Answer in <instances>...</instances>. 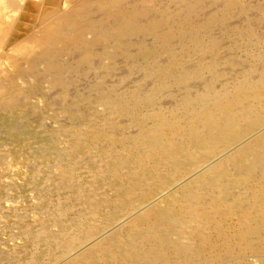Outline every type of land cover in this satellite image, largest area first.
<instances>
[{"label":"rangeland","instance_id":"374dc122","mask_svg":"<svg viewBox=\"0 0 264 264\" xmlns=\"http://www.w3.org/2000/svg\"><path fill=\"white\" fill-rule=\"evenodd\" d=\"M237 1L241 8L232 14L227 22H219L206 29L205 32L210 38L208 41L206 40L207 45L201 47L197 44L195 47L192 44L191 46L192 49L198 50L196 59L193 62L192 60L187 62L188 68L192 69L194 65L199 66L203 74L194 75L186 81L179 80L167 87H161L158 72H154V70H158V66L154 67L155 69L152 71H148L150 66H147L158 56L164 63L173 57L170 52L159 50L161 36H155V34L125 36L126 41L133 45L131 46L133 53L138 52V45L144 46L145 49L147 48L146 50L149 49L148 54L156 53L143 59L142 65L119 47L124 37L121 38L122 40L116 38L110 42L105 40L101 30L119 28L121 16L132 12L138 13L141 10L148 13L154 11L159 17L171 18L172 13L177 10V3H182V0H149V2L148 0H120L121 6L117 4L119 1L116 0H110V2L108 0H0V112L5 114L6 111L7 115L11 117L10 125H8L9 130H0V264H94V261L86 260L85 255H89L96 246L102 243L116 245L126 236V233L133 234L143 226L146 227L141 229L150 233L145 231L148 238L149 235L150 238L153 236L155 245H160L158 256L155 257L157 264H179L180 255L183 256L184 253L178 250L184 247V239L178 235L176 229L189 222L182 217L183 213L181 214L177 208L175 210L173 205L175 199L179 198V193L188 192L186 195L190 196L193 192L190 190L193 183L197 185V182L201 187L203 183L198 181L200 177L203 180L204 177L212 176L215 166L219 163L224 161L233 166L232 162H234L236 153L249 149L250 146L256 147V142L260 137L264 142V106L261 103V101L264 102V0ZM115 3L116 5H114ZM230 3L231 0L227 2V4ZM118 6L122 8L120 9ZM218 7L207 4L199 13L202 15L205 12L215 13L219 11ZM73 10H76L77 14L79 13L77 16L79 20H77L82 23L81 29L84 28L82 32L85 37L81 42L69 39V46L67 44L64 51L53 53L51 57L45 56L44 48L48 47L50 42L56 38L57 30L67 24V14ZM202 15L198 17L199 21H202L205 16ZM151 18L145 16V21L147 22ZM201 24L203 28H206L203 23ZM77 26L74 25L68 30L71 37L81 34V29ZM236 30H239L238 33H235ZM214 45L216 48L212 49ZM173 46L176 53L182 54L184 45L181 40L176 38ZM106 51H108V55H106ZM37 53L39 54L37 55ZM139 60L141 61V59ZM187 63L185 64L187 65ZM259 82L263 83H261L262 86ZM40 85L42 88H39ZM242 86L250 90L251 94L248 92L243 103L248 104L247 107L251 109V112L241 117L240 124H238L241 127V132L235 134L237 137L241 133L240 136L228 145L225 135L216 132L214 138L212 137L209 144L206 145L207 153L210 156L201 161L194 159L193 162H190L188 173H183L181 170L183 166H181L174 174L176 176L173 175L171 180H165L156 171L155 175L154 171L132 175L129 170H118L121 163L118 161L115 164L118 171L116 175L110 176L111 187L108 188L99 177H96L97 175L90 173L94 163L88 156L81 157L82 160L78 159L79 164L73 162L69 164L71 160L69 156H73L75 152L71 150L73 149L72 137L69 133L80 132L82 137L90 138L93 129L95 131L99 129L101 132L96 133V139L99 141L106 139L107 142L110 139L108 143L115 144L116 141L113 139L116 138L119 146H114L115 152L122 154L125 152L123 147L127 144L126 142L131 141L136 143L133 144L134 147L139 146L138 139L144 141L142 135L157 134V130L162 131L161 128L163 130L167 128V132L171 136L175 131L173 129L174 118L180 117L182 110L185 111L184 100H196L208 95L207 100L217 103L222 96L229 97L232 93L236 94L237 90H242L244 88ZM211 94L212 96H209ZM255 94L260 95L256 104ZM132 96L139 99L146 98L144 100L147 102L146 106L139 102L135 103L134 109H131L142 111V113L147 112L144 113V116L148 119V126L144 129L141 124H137L133 115L126 111L127 102H130L128 100ZM228 103L227 106H231L228 108L229 111L232 112L237 108L234 100L231 104ZM253 103L255 105L251 108L249 105ZM8 104L10 105L7 106ZM12 105H15V111L11 108ZM114 111L121 113L117 114ZM159 120L167 121V124ZM101 122L103 123L100 124ZM63 129H66V132ZM53 137L58 138L54 139ZM67 139L70 140L67 141ZM50 143L56 144V147L54 145L53 147L60 149L59 152L67 153L62 156H68L62 158L55 155L56 159H59L56 162L54 157L49 158L46 147ZM156 143L153 142L151 146H156ZM22 144H26L25 153L16 150ZM210 150L211 152H209ZM14 154L17 156L14 157ZM96 158L98 161L104 160L101 155ZM246 165H248L247 160L244 161V166ZM41 166L47 168L46 177L42 176L45 174L37 176L38 180L35 182L24 179L25 175L33 173L36 168L45 170ZM73 167H79L84 171L80 186L78 183L75 185L79 187L80 191L93 190L95 194L93 201L100 202L98 205L104 203L106 211L97 215L95 232L89 237L90 239L87 232H83L81 235L77 233L65 251L56 253L59 254V257L53 258L56 254H54L55 250H51L50 244L54 239L47 237L48 233H56L55 231L62 229L69 219L78 216L82 211V214L86 215L90 207L91 199L84 193L78 201L70 200L67 207L60 209L59 213L61 214L58 218H56L58 215L53 211L48 212V208H45L46 206L43 204V198L50 195L48 189L50 190L58 183V187L65 189L63 183L67 175H63L62 169H66V173L70 174ZM179 173H183V175L177 177ZM42 177L47 179V184L50 182L47 190L40 189ZM66 191L71 193L72 189L68 188ZM65 195L69 196L67 193ZM68 198L70 199V197ZM8 209L9 212H7ZM47 217L50 219L49 221H47ZM232 217L239 219L233 218L231 220L233 224L230 222L237 227L236 231L234 229L232 232L234 237L231 235L230 239L227 237L229 239L228 249H223L221 246L217 248L220 256L223 257L211 261L210 264H264V225L260 222L262 220L259 213L251 215L248 219L237 214ZM170 219L175 222L170 224ZM167 220L169 221L167 222ZM240 220L241 222H239ZM179 222L185 225H180ZM244 228H246L245 231ZM49 246L50 251H48ZM162 246L164 247L162 248ZM140 248L144 254L147 252L145 251L147 250L146 243H142ZM240 251L243 254H238ZM182 263L205 264L194 253Z\"/></svg>","mask_w":264,"mask_h":264},{"label":"bare ground","instance_id":"6f19581e","mask_svg":"<svg viewBox=\"0 0 264 264\" xmlns=\"http://www.w3.org/2000/svg\"><path fill=\"white\" fill-rule=\"evenodd\" d=\"M108 1L110 2V0H108ZM116 1H119L117 4H119L121 6L120 0H116ZM168 1H170V0H168ZM228 1L229 0H182V3H180V4L177 3V7H176L177 10H175L174 13H172L171 18H168V19L165 17H159V15L155 14L154 11H149L150 13H148V12H144V10L143 11L141 10L138 13H135V12L128 13V14L124 15L123 17L121 16L122 18L120 17V19H121L120 23L121 24H120L119 28H111V29L110 28H104L101 30V34L103 33V35L105 36V40L110 41V42L116 38L121 39L122 37H124L123 38L124 40H123V42L121 41V44L119 45V47H121V49H123L125 52H127L128 55H131L130 57L133 60H137L140 63L143 61V59L150 57L153 53L148 54V52H150V51H148L149 49L146 50L147 48L145 49L144 46H142V45H138L139 46L138 52L133 53L131 50V46H133V45L130 42L126 41L127 40L126 37L128 35H132V34H135V35L136 34H143V35H147V34L154 35L155 34V36L156 35L161 36L160 37L161 43L158 46L160 48L159 50H162L163 52H170L173 57H171L170 61L164 63V62H161L162 59L160 60V57L158 56V57L154 58V60L152 62L150 61L151 63L147 66H150L148 68V71H152L153 69H155L154 67L158 66V68H157L158 70H154V72H158V77L160 80L159 83L161 84L160 86L161 87H165V86L167 87L169 84L173 85L174 83L178 82L179 80L186 81V80H189L194 75L198 76L199 74L202 73L201 72L202 70L199 68V66L194 65V68H192V69L188 68L187 62L191 61V60L193 62L194 59H196V56H197L196 53L198 50V49L197 50L192 49L191 46H192V44H194L195 47L197 44H199V46L201 45V47H204L205 45H207L206 40L208 41V39H210V38H208L207 33L205 32L206 29L216 25L219 22H221V23L227 22V20L229 19V17L232 14H234L236 11H239V9L241 8L239 1L231 0V3L227 4ZM148 2H149V0H148ZM153 2H155V1H153ZM207 4H209L210 6H214V5L219 6L218 7L219 11H217L215 13L214 12H211V13L205 12V14H204L205 16L202 15L201 13H199L201 11V9L203 7H205ZM114 5H116V3ZM120 6H118V8ZM143 6H146V5H143ZM121 8L122 7H120V9ZM163 10H165V9H163ZM78 14L76 13V10L68 12L67 24L63 25L62 28L57 30V34L55 36L56 38H54V40H52V42H50L48 47L44 48L45 56L51 57L53 53L64 51L66 49L67 44L69 46V42H68L69 39H73V41H78V42H81L83 40V38L85 37L84 33L82 32V31H84V28L81 29L82 23H81V21H78L79 20V18H77V16H79ZM201 15L204 16V18L202 19V21H199L198 17ZM145 16H147L148 18L149 17H152V18L146 22L145 20L147 18L145 19ZM233 19H234V17H233ZM201 23H203L206 26V28H203ZM142 24H144V25H142ZM74 25H76V26L81 25V26H77V27H80V29H81L80 30L81 34L79 33L80 35L77 37H73V36L71 37L69 35V32H68V30L71 27H74ZM102 26H104V25H102ZM238 31L239 30H236L235 33H238ZM176 38L181 40V42L184 45L183 46L184 49L182 50L183 51L182 54L176 53V49L174 50L173 43L176 40ZM212 47H213L212 49H214V48H216V45H214ZM24 49H26V48H24ZM154 51H155V49H154ZM38 54L39 53H37V55ZM155 54H153V55H155ZM106 55H108V51H106ZM139 59H141V61ZM37 63H40V62H37ZM185 63H187V65ZM141 64L143 65V63H141ZM155 75H157V74H155ZM126 84H127V82H126ZM262 84H261V86H262ZM256 85H258V84L256 83ZM36 86H38V85H36ZM242 87H244V86H242ZM32 88H34V87H32ZM39 88H42V86L40 85ZM147 88H148V86H147ZM37 89H38V87H37ZM249 91L250 90H247V87H244L242 90H237L236 94H234V93L230 94L229 97L228 96H225V97L222 96L220 100L218 98L219 102H217V103L207 100L208 95H204L203 97H200L196 100L195 99L194 100L193 99L184 100L185 102L187 101L186 103L185 102L183 103L185 105L183 107L185 111L182 110L180 117L174 118V121H173L174 128L173 129L175 131L173 132V134L171 136H170V134H168L166 127H165L166 130H163V128H161L162 131L157 130V134L155 133L152 135H142V137L144 138L143 139L144 141H140V139H138L139 146L136 145L134 147L133 146L134 142H131V141L126 142L127 144L125 145V147H123L125 152H122V154H118V152H115L114 146L118 145L116 138L113 139L114 141H116L115 144H113V143L109 144L108 142L110 141V139H108L109 140L108 142L106 141V139H102L100 141L96 139V133L101 132L99 129L97 131H95L93 129V132L91 133L92 137L89 135L90 138L89 137L85 138L84 136L82 137V134H80V132L79 133L73 132V134L69 133V134H71V137H72L71 141H72L73 149H71V150L75 151L73 153V156L71 155L72 157L69 156L71 158V160L69 161V164L71 162H73L74 164H79L78 159L82 160L81 157H84V156L87 157L88 156L92 160V163H94V164H92L93 169H91L90 173H92V175L94 174L95 176L97 175L96 177H99L101 179V181L105 184V186H108V188L111 187L110 176L116 175L118 170H125V171L129 170V171H131L132 175H135L137 173L147 172V171H149V172L154 171V175H155V171H156L157 173H160L159 174L160 177L164 178L165 180L166 179L171 180L172 176L177 173V170H179L181 168V166H183L181 170L183 171V173H185V172L189 171V167H190L189 163L193 162L194 159H198V161H201V160L208 158L210 156V154L207 153V150H206L207 146L206 145L209 144V142L211 141L212 137L215 135L216 132L222 133L223 135H225L226 141H227L226 143L228 145L233 143V141L237 140V138L240 136L241 133L237 137L235 136V134L241 132V129H240L241 127H240V125H238V124H240L241 117L246 116L248 113L250 114V112H251V109L250 108L248 109V107H247L248 104L245 105L243 103L244 102L243 99H245V97L247 96ZM212 94H213V92H212ZM212 94L209 96H212ZM201 95H199V96H201ZM214 96H215V94H214ZM233 96H236V98H233ZM149 97H150V95H149ZM191 98H192V96H191ZM212 98H215V97H212ZM145 99L146 98L143 99L141 97L139 99L138 97L136 98V97L132 96L131 99L128 100L130 102H127V108H126V111L128 112V114L131 113L133 115L134 119L137 121V124H141V127H143V129L146 128V126H148L147 125L148 119L144 116V113L146 111H144V113H142V111L138 112V111H134L131 109H134L133 107H134L135 103H139V102L141 105L146 106L147 102L146 101L144 102ZM251 99H252V97H251ZM258 99H260V95L255 94V104L258 101ZM233 100L236 102L235 105L237 106V108H235V110L232 111L233 112L232 113L231 111L228 110V108L231 106L230 105L227 106V103L230 102V104H231ZM252 100H254V99H252ZM220 103L222 104L221 106L219 105ZM261 103L264 106V102L261 101ZM125 104H126V102H125ZM255 104L253 103L249 106L251 108H253ZM9 105L10 104H8L7 106H9ZM15 105H17V104H15ZM15 105H12L11 108L14 109ZM0 107H1V105H0ZM122 109H124V108H122ZM145 110H146V108H145ZM14 111H15V109H14ZM148 111H149V108H148ZM178 111H180V110H178ZM122 112H123V110H122ZM118 113L119 112H117V114ZM5 114H2L0 112V130L3 129L6 131L9 128L8 125H10V120H11L10 118L11 117H10V115H7L8 113H6V111H5ZM10 114L12 115V113H10ZM124 114L126 115V112ZM13 116L16 117L17 115H13ZM163 116H166V115H163ZM160 122L167 124V121H160ZM102 123L103 122H101L100 124H102ZM88 124H87V126H88ZM149 124L151 125V123H149ZM89 125H91V124H89ZM160 125H164V124H160ZM133 127H134V125H133ZM156 127H158V126L156 125ZM100 128H102V126ZM63 130H64V132H66L65 131L66 129H63ZM122 130H124V129H122ZM131 131H133V130H131ZM56 133H59V132H56ZM57 135H59V134H57ZM42 136H43V133H42ZM55 136H56V134H55ZM97 136H99V135H97ZM63 137H64V135H63ZM57 138H54V139H57ZM41 139H42V137H41ZM260 139H259L260 142H259V140H258V142H256V144H257L256 147L250 146L249 149L241 150V152L236 153V155L234 156V162H232V163H234L235 166L234 165L233 166L228 165L224 161L219 163L217 166H215V171L212 174V176H208L207 178L204 177V179H203L204 181L201 179V177H200V179L197 177V180L199 179L198 181H202V183H203L202 185H204V183H205L204 186L201 185V187H200L197 182H196L197 185H194L195 183H193V185L190 187V190L193 191V192H191L190 196L186 195L188 192L183 193V191H182L181 193H179L180 194L179 198L175 199V201L173 203V205L175 206V210L177 208V210L180 211L181 214L183 213L182 217L186 218L187 219L186 221H189L186 223V225L183 223L185 226H181V227L177 226L178 228L176 229L177 230L176 232L179 233V234L178 233L177 234L180 237H182V239H184L183 240L184 247L178 250V251H182L184 253L183 256L180 255L181 261L179 262V264H183L182 262L185 261L187 258L189 259V256L193 253L196 254L198 256V259H201L205 264H208V263L210 264L211 261H215V260L223 257V256H220V253H219L217 248H219L221 246L223 249H228V247H229L228 244H229V239H230L229 237H230V235L233 236L232 232L235 228H237V227H235L236 225L233 226L232 225L233 223L231 222V220H233V218L234 219L236 218V217H232V216H234V214L240 215L242 218L248 219L251 217V215L259 213L261 220H262L260 222H262V224L264 225V142H263L261 137H260ZM49 140L51 141L50 137H49ZM69 140L67 139V141H69ZM131 140H133V139H131ZM46 141H48V138ZM46 141H44L45 145H46V143H45ZM52 141H53V139H52ZM153 142H155V143L157 142L156 143L157 145L154 147L151 146V144ZM254 142H255V140H254ZM53 145L50 143L48 145V147H46V148L48 149L49 158L54 157L55 162H56V160L57 161L59 160V159H56L57 156H59V157L61 156L62 158H64L63 156H65L67 153L66 152H65L66 154L63 153L64 151L63 152L61 151L62 153L59 152L60 149L58 150L57 148H54V147H56L55 146L56 144L54 145V147H53ZM121 146H122V144H121ZM3 147H5V146H3ZM18 148L20 150L19 149H16V150L22 151L24 153L26 152V149H27L26 144H22V145L18 146ZM225 148H226V146H225ZM215 149H216V147H215ZM215 149H214V151H215ZM14 151H15V149H14ZM209 152H211V150ZM19 154H20V152H19ZM62 154H65V155L62 156ZM55 155H57V156H55ZM100 155L104 158V160L98 161V159L96 157H100ZM251 155H253V156L251 157ZM16 156L17 155L14 154V157H16ZM67 156H65V157H67ZM47 160H49V159H47ZM147 160H149V162H147ZM246 160H247L248 165L244 166V161H246ZM118 161H121V163H120V168L117 170V168L115 167V164L118 163ZM55 162H54V164H55ZM64 163H66V162H64ZM3 164H5V163H3ZM58 164H59V162H58ZM11 166H10V168H11ZM41 167H43V166H41ZM43 168H45V167H43ZM62 171H63L64 176L67 175L65 178V182L63 183L65 185V189L62 187L61 188L58 187L59 183L57 185L53 184L54 187H51L50 190L48 189V193L50 195L43 198V204L46 206L45 208H48V212L53 211V213H56L58 215L56 218L60 217L59 216L61 214V213H59V211H61L60 209H62L63 207H67V205H69L68 203H70L69 202L70 200L78 201L81 198L82 193H84L85 195L87 194V196L91 200L89 203L90 207H89V210L87 211L86 215L82 214V212H83L82 211L78 216L69 219L67 224L65 223L64 226H62V229L55 231L56 233H52V234L48 233L47 237H51L50 239H54L52 244H50L51 250L52 249L55 250L54 254L64 252L65 249L68 247L70 241H72L75 238L77 233H79L81 235V233L87 232L88 238L91 235H93V233L95 232V228H96L95 222H96L97 215H99V214L101 215L102 212L106 211V206H104V203H101V205H98V203L100 204V202L93 201L94 197H95L93 190L87 189L85 191H80L79 187H77V185H75L78 183V185L80 186L84 171L80 170L79 167H73L70 174H69V172L66 173V169H62ZM68 171H69V169H68ZM199 171L201 172V170H199ZM1 172H3V171H1ZM47 173H48L47 168H45V170L42 168H40V169L36 168L33 171V173H30L29 175H25L24 179L26 181H34L35 182V180H38V178L36 179L37 176H41L42 174H45L42 176L46 177ZM183 173L177 174V177H181L183 175ZM60 175H62V174H60ZM195 175H197V174L195 173ZM174 176H176V175H174ZM176 180H177V178H176ZM46 181H47L46 178H43L41 180L40 189H42V190L46 189L47 190V187H49L48 184L50 182H48V184H47ZM131 181H133V180H131ZM147 183H148V180H147ZM170 184H171V182H170ZM150 185H152V184H150ZM166 186H168L167 183H166ZM68 188L72 189V191H71L72 194L69 191H66V189H68ZM17 190L19 191V189H17ZM63 193H64V195H63ZM65 193H67L69 195L68 197H70V199L68 197H66ZM65 201H67L66 204H64ZM36 202H37V200H36ZM138 202H136V203L138 204ZM7 212H9V209ZM52 215H54V214H52ZM102 215H104V214H102ZM169 218H170V216H169ZM47 219H48V217H47ZM172 219H174V218H172ZM176 219L178 221L179 218L177 217ZM236 219H238V218H236ZM49 220L50 219H48L47 221H49ZM241 220H243V219H241ZM241 220L239 222H241ZM168 221L169 220H167V222ZM165 222H166V220H165ZM171 222L172 221L170 219V224H171ZM173 222H175V221H173ZM173 222H172V224H173ZM179 224H180V222H179ZM183 224H180V225H183ZM247 225H248V223H247ZM241 226H242V224H241ZM143 227H146V226H143ZM143 227H141V228H143ZM172 227L174 229L173 225H172ZM141 228L137 229V231L133 234L132 233H129V234L126 233V236L124 238L122 237L123 239L121 241H119L116 245H113V243L108 244V245L107 244L105 245L104 243L99 244L98 246H96L92 250L91 253H89V255H85L86 260L94 261V264H157L155 257L158 256L157 254L159 253L158 251H159L160 245L157 244L158 246H156L155 242L153 240V236H152V238H150L151 236L149 235V238H148V235H147L148 231L144 230V229L142 230ZM245 229L246 228H244V231H245ZM263 230H264V228H263ZM145 231H147V233H145ZM235 231H236V229H235ZM262 231H260V232H262ZM148 234H150V233H148ZM50 235H52V236H50ZM223 237H224V239H223ZM182 239H181V242H182ZM233 240H235V239L233 238ZM158 241H159V239H158ZM242 241H243V239H242ZM142 243L143 244L146 243L147 250H145V251H147V252H145V254L142 252V250L140 248V245ZM236 244H238V243H236ZM185 245H186V247H185ZM50 246H49L48 251H50ZM169 246H171V245H169ZM143 247H142V249H143ZM163 247L164 246H162V248ZM174 252H175V250H174ZM235 252H236V250H235ZM14 253H15V251H14ZM240 253H241V251L238 254H240ZM241 254H243V253H241ZM55 257H59V254H56L53 256V258H55ZM51 260H52V258H51ZM166 264H168V263H166ZM175 264H178V263H175Z\"/></svg>","mask_w":264,"mask_h":264}]
</instances>
